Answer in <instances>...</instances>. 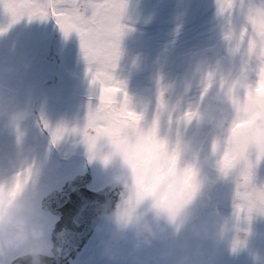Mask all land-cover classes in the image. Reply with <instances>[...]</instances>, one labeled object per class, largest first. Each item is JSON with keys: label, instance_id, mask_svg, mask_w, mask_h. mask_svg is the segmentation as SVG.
<instances>
[{"label": "clouds", "instance_id": "clouds-1", "mask_svg": "<svg viewBox=\"0 0 264 264\" xmlns=\"http://www.w3.org/2000/svg\"><path fill=\"white\" fill-rule=\"evenodd\" d=\"M16 2L0 0L5 29ZM224 4L225 11L220 12L216 0L224 54L198 60L194 81L188 79L182 91H176L174 82L157 79V99L163 92L174 118L169 123L165 117L154 136L98 134L88 112L71 124L59 122L67 129L65 135L83 145L89 160L98 161L109 191L115 192V199L108 197L97 205L101 222L93 225L101 255L113 264H121L129 241L148 248L185 231L196 241L227 244L233 251L246 249L253 235L252 218L264 217V177L258 176L264 165V94L257 90L264 72V0ZM188 111L194 113L190 119H179ZM33 112L31 101H21L13 89L0 86V132L17 134L16 153L23 158L34 151L21 132ZM190 127L208 130L206 145L205 139L188 135ZM8 160L12 162L11 157ZM188 169L193 173L190 178ZM245 183L247 195L242 199L237 189ZM12 184V178L0 181V264H51L61 250L58 240L64 230L56 232L49 209L24 194L28 182L15 194ZM217 185L230 186L228 213L214 197ZM182 249L173 264H202L194 257L207 251L188 242ZM174 254L168 247L154 264H166ZM250 255L253 264H264L259 252ZM150 259L136 258L137 264Z\"/></svg>", "mask_w": 264, "mask_h": 264}, {"label": "bare ground", "instance_id": "bare-ground-1", "mask_svg": "<svg viewBox=\"0 0 264 264\" xmlns=\"http://www.w3.org/2000/svg\"><path fill=\"white\" fill-rule=\"evenodd\" d=\"M193 2H196V5L193 6ZM128 3L148 5L151 13L154 11L155 5L163 6L160 13L154 15V19L134 18L132 20L134 34H126L122 39L124 51L121 53L122 56L124 53L126 56L122 58L120 54L114 73L117 79L123 81L126 92L134 102L132 107L135 108L140 103L142 104V100H145V103H152L151 98L157 96L158 78H161L162 83L174 82L175 86L179 85L177 92L182 91L188 79L191 78L194 81L192 74L198 58L199 60L206 58L204 53L207 50H215L214 54L209 57L213 59L224 54L223 42L220 39L216 0H127ZM172 7L175 8V12L172 14L164 10V8L171 9ZM136 12L138 9L135 10ZM123 16L128 17L125 13ZM6 23V18L0 17V27ZM127 26L126 30L129 28V25ZM50 27L52 30L60 28L55 17L51 15L43 19L39 17L29 19L27 16H23L11 23L6 30L0 32V58H6L8 66L13 63L14 57L24 59V54L19 48H15L14 54H12L11 41L15 40L19 45L20 41L15 38L20 32L24 34L23 30H25L26 33H41V41L44 42L48 37L47 30ZM13 31L17 34L16 36H11ZM129 47L130 50H128ZM143 58L148 60V65L143 62ZM131 61L132 64H130ZM69 64L77 80L90 78L80 40ZM8 66L6 64L1 68L0 61V77L8 71ZM195 90V88L190 89L189 94ZM188 135L194 136L199 141L205 139L210 133L206 128L203 131H197L195 127H190ZM221 208L225 213L231 211V209H225L222 206ZM250 227L256 239L264 247V217L254 216ZM179 242L180 240H177L175 244L180 247ZM168 244L169 241H155L152 246L144 248L135 241H129L125 245V258L121 264H137L138 256L151 257L153 259H150L148 264H154V261L159 259L160 252L168 248ZM192 245L206 249L205 253L216 252L213 245L212 249L209 248L211 243L208 241L194 240ZM242 251L239 249L234 253L240 255ZM232 252L233 250L229 253ZM176 255L179 254L175 252L172 257H169L166 264H173ZM92 264H113V262L99 252ZM223 264H253V262L252 258L228 257L224 259Z\"/></svg>", "mask_w": 264, "mask_h": 264}, {"label": "snow or ice", "instance_id": "snow-or-ice-1", "mask_svg": "<svg viewBox=\"0 0 264 264\" xmlns=\"http://www.w3.org/2000/svg\"><path fill=\"white\" fill-rule=\"evenodd\" d=\"M126 4L127 0H17L11 6V23L23 16L43 19L51 15L66 36L72 31L77 32L88 65L90 83L94 86L92 95L96 97V102L89 104L88 118L96 132L112 138L126 137L132 132H142L152 137L162 120L166 117L171 123L174 114L167 111L163 92L150 116L146 115L145 110L137 111L131 105L123 81L115 76L114 70L121 54V37L126 27L121 22ZM217 5L218 11H225L224 0H217ZM4 30L6 29L0 27V32ZM257 90L264 94V72L261 73ZM193 115L191 111L182 112L179 119H190ZM41 119L43 127L50 133L52 144L65 136L67 129L62 124L50 125L46 119ZM145 124L150 125L146 130ZM172 163H175L174 158ZM192 174L191 169L186 170V177L190 178ZM31 176V166L16 172L12 178L11 192L15 194L20 191ZM237 194L242 199L246 197V183L238 187ZM243 207V204L237 205L241 211Z\"/></svg>", "mask_w": 264, "mask_h": 264}, {"label": "rangeland", "instance_id": "rangeland-1", "mask_svg": "<svg viewBox=\"0 0 264 264\" xmlns=\"http://www.w3.org/2000/svg\"><path fill=\"white\" fill-rule=\"evenodd\" d=\"M48 30L47 41L41 45L33 41V38H29V35L20 33L19 36L24 38L22 40L24 43H20L18 46L22 49V53L25 56V59L24 61L22 60L21 64V66L24 64V68L22 67V69L17 70L18 66L14 65L16 64L14 61L15 63L13 62L12 65L9 66L10 70L8 73V78H0V83L2 86L13 89L18 94V98L23 95L25 100H29L31 103H33L35 97L39 96L40 94L41 96L38 103L40 118L43 117V119H46L50 125H55L61 121L67 122L69 124L72 115L77 116L76 120H82L88 112L89 104L96 102V97L92 95L94 86L91 87L92 84L90 83V78L88 77L86 79L80 80L74 78L71 67L69 64H67V61V65L62 63L58 71V84L55 87L45 88L43 92H39L41 81L47 76V72L51 71L52 67V63L47 60L48 52L52 50L53 52H56L58 55H60L62 59L64 58V60H68L72 56V51H69V48L72 49L74 43L80 40L78 33L77 40H75L73 37H70V33L66 36L62 30L55 31L52 30L51 27L48 28ZM144 62L148 63L147 60ZM9 78L11 79L8 80ZM26 90L27 93H25ZM78 90H84V92L80 93ZM76 91L79 93L78 96L75 94ZM130 100L131 104H134L131 98ZM75 101L76 105L78 102L80 105L76 106L74 104ZM142 102L144 103L142 106L146 111V115L150 116L152 113H154L153 106H144L146 105L145 100H142ZM51 107L55 108V110H52ZM141 108L137 109V111H140ZM30 119L34 121L33 117ZM45 130L47 133H49L46 128ZM23 134L24 136L22 138L24 143L31 144L34 142V140L42 139L43 144H45L47 147L46 151H48V153L51 151V148L48 144V139L46 137L43 139V137L40 136L33 140V138H30L31 136H27L24 132ZM70 142L71 137L68 135H65L57 142L58 145L56 148V157L62 159V157L65 156H75L76 154H80L88 158L83 145L78 144L74 146L73 144L71 145ZM34 149H39V147L34 146ZM43 156L44 153H41L40 157H37L33 160L35 163L34 166L40 162V158L42 159ZM29 158L30 153L27 155V158L21 157V160L30 161ZM74 162L77 163L80 161ZM89 162L95 170L96 187L105 184L107 177L106 174L101 170L98 161L92 159L89 160ZM99 251L100 244L98 236L96 235L95 240L86 251V259L83 262H85V264L92 262V260H94L99 254Z\"/></svg>", "mask_w": 264, "mask_h": 264}, {"label": "flooded vegetation", "instance_id": "flooded-vegetation-1", "mask_svg": "<svg viewBox=\"0 0 264 264\" xmlns=\"http://www.w3.org/2000/svg\"><path fill=\"white\" fill-rule=\"evenodd\" d=\"M142 5H136L134 3H130L126 5L125 14H127L128 17L122 16L121 22L124 25H129V28L126 30V27L124 29V33L122 35V38L126 34L133 35V24L132 20L134 18L137 19H154V11L151 13L149 11V7H146L143 9L145 13H143ZM138 9V12L135 13V10ZM46 79L44 80V82ZM27 121L21 125V132L23 131L25 134L27 133V127L26 125ZM22 132V134H23ZM24 134L22 135V137ZM16 139L17 134H8L7 132H0V181L5 179H11L15 176L16 172L14 170L13 165L20 160V156L16 153ZM8 157L12 158V162L10 163L8 160ZM45 172L37 173V169H43ZM68 173L63 177L64 172L61 168H58L57 166L49 165L48 163H43L36 165L35 167H32V176L30 180L28 181L27 187L25 189L24 194L27 195L29 198H31L33 201H36L41 204V198L43 195H45L47 192L54 188H60L63 181L66 178H70L73 175V172L66 171ZM230 186L226 185H217L214 189V197L220 202V205L225 209H231L230 204ZM184 240L185 242H188L190 244L193 243L194 239L190 237L189 233L186 231L183 232ZM254 236L252 235L249 241V247L246 249H242V253L240 255H237L234 253H229L232 251L229 245L227 244H215L211 243L210 247L212 249L215 247L216 252L213 251L204 253L203 255L195 256L194 259L197 261L202 262V264H207L209 260H211L212 264H223L224 259L228 257L236 258V257H243V258H251L250 251H256L254 248H256V245L254 243ZM200 248V247H199ZM262 257H264V253H260ZM228 255V256H227Z\"/></svg>", "mask_w": 264, "mask_h": 264}, {"label": "water", "instance_id": "water-1", "mask_svg": "<svg viewBox=\"0 0 264 264\" xmlns=\"http://www.w3.org/2000/svg\"><path fill=\"white\" fill-rule=\"evenodd\" d=\"M77 183H78V187H76V188L72 187L69 189L64 188L57 196L54 195L51 198H49V201L47 203L48 208L53 213H58L61 216V219L55 225L56 232H60L62 229L64 230L63 236L60 239L64 238L65 233L68 230V226H69L68 223H69V219L71 217V214L69 211H70L71 206L73 205V202L75 200H84V199H87L89 197V192L86 190L83 182H80V183L77 182ZM67 190H72L73 191L72 194L70 192V194L67 196V193H68ZM97 205H98V203H95L93 205L94 210H96ZM83 217L86 220V224H87L89 222L88 216L84 215ZM58 243H60V240H58Z\"/></svg>", "mask_w": 264, "mask_h": 264}]
</instances>
